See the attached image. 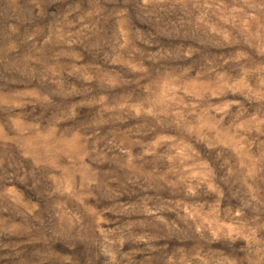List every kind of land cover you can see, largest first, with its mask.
I'll return each instance as SVG.
<instances>
[{
  "label": "rangeland",
  "instance_id": "374dc122",
  "mask_svg": "<svg viewBox=\"0 0 264 264\" xmlns=\"http://www.w3.org/2000/svg\"><path fill=\"white\" fill-rule=\"evenodd\" d=\"M138 15L125 0H43L39 9L33 0H0V126L5 137L0 139V153L37 173L28 184L15 179L11 170L0 179V225L13 229L0 234V264H42L34 250L45 245L48 225L55 221L59 226L62 218L76 225L111 221L110 227H126L142 224L148 218L145 209L182 204L193 211L201 205L205 212L215 208L219 221L227 223L225 217L247 204L251 192L264 197V100L245 98L247 89H261L264 74L253 69L264 65V57L243 42L217 46L213 41L189 60L182 48L161 47L168 39L155 32L149 49L132 27L147 30ZM13 21L16 32L8 27ZM84 25L89 27L81 32ZM208 51L215 53V72L197 59ZM237 51L246 52V59L230 58ZM149 52L172 57L153 62L146 59ZM45 72L49 79L41 80ZM217 73H223L227 84L221 95L212 94L218 87ZM167 77H179L192 94L178 93L182 103H161L168 114L159 124L153 117H135L132 109L162 97ZM43 96L49 100L43 101ZM232 100L239 104L222 118L215 109ZM10 112L19 115L22 135L10 127ZM25 149L32 155L22 156ZM128 152L143 186H125ZM169 156L177 159L170 161ZM203 163L211 169L212 186L205 185L200 196L184 199L165 183ZM93 174L102 187L82 188L84 177ZM153 183L159 187H150ZM58 186L76 194L61 195ZM123 208L135 211L125 213ZM186 214L164 213L170 224L184 230V241L167 229H150L155 236L151 245L125 243L118 257L121 264H169L170 257H190L194 246L186 241L193 221L185 223ZM255 223L264 224V216ZM140 231L131 228L133 234ZM212 255L218 264L232 259L231 249L223 244ZM45 259L102 264L104 257L94 242L80 243L68 229Z\"/></svg>",
  "mask_w": 264,
  "mask_h": 264
},
{
  "label": "clouds",
  "instance_id": "9594fccd",
  "mask_svg": "<svg viewBox=\"0 0 264 264\" xmlns=\"http://www.w3.org/2000/svg\"><path fill=\"white\" fill-rule=\"evenodd\" d=\"M43 0H33L36 8L41 7ZM125 4L131 7L133 15L137 12V19L140 24H144L147 30L133 24L137 39L149 49L153 47L155 42L152 35L153 32L157 36H163L168 39L166 45L161 47L166 48H182V55L189 60L206 45L208 42H215L217 46L238 44L243 42L249 48L254 49L258 57H264V0H125ZM128 8L124 9V16H128ZM8 27L12 32L17 31L16 23L10 22ZM89 25H84L81 29L88 28ZM127 35V33H125ZM33 39L34 37H29ZM219 38V39H218ZM121 48L124 45H120ZM102 54L107 57L108 53L100 48ZM215 53L208 51L203 53L197 59L202 60L210 66V70L216 71V62L213 60ZM172 54L167 53L162 56L157 52H149L146 59L157 62L160 58H171ZM246 52L237 51L234 57L238 61L245 60ZM112 62H116L115 60ZM194 62V61H193ZM228 61H225L227 63ZM147 71V68L142 69ZM253 71L264 74V65L254 68ZM247 73V70H245ZM199 75V74H197ZM219 80L217 81V90L213 95H221V90H227V84L224 82L223 73H217ZM49 74L42 73L41 80H48ZM247 88V85H245ZM239 91V89H236ZM188 91L186 86L180 82L179 77H167L163 84V95L156 102L136 107L132 109L135 117H153L157 124L161 122V117L168 114V107H159L161 103H166L168 100L182 103L178 97V93ZM248 95L246 99L255 98L264 100V76L261 77V89L254 91L247 89ZM43 101H48V96L41 98ZM233 104H239V101H227L224 104L217 106V112L223 115H228V109ZM13 107H20L19 103H14ZM112 111V110H108ZM10 127L21 135L25 131L21 127L20 117L15 112H10L8 115ZM264 123V121H260ZM260 129L257 127L256 131ZM192 131V129H189ZM3 126H0V139H4ZM209 147L213 145L209 143ZM186 148L188 146H185ZM190 150V149H189ZM151 153H146L150 155ZM22 156L32 155L27 149L21 152ZM184 159L188 157L183 152L179 154ZM128 162L123 165L128 169L125 173L127 184L137 185L142 184L143 177L137 174L135 167L132 165L131 153H127ZM219 158V157H218ZM168 159L173 161L177 157L169 156ZM103 157H98L99 162H103ZM183 159L181 160V164ZM227 165V161H224ZM11 170L12 176L19 182L28 184L36 179L37 173L35 169L29 171L26 167H22L17 161L0 153V179L6 178ZM179 178L172 181H165L166 184L174 191L182 194L184 199H192L202 194V189L205 185L212 186L211 169L207 163L185 168L183 172L178 173ZM229 177H225L228 180ZM245 183L247 181L245 180ZM101 188L95 175L91 177L85 176L81 187L91 189L93 186ZM150 187H159L158 184H150ZM217 192L218 196H223L224 193L216 188H212ZM9 192H14V189H7ZM57 192L63 195L68 192L75 195V191L71 188H63L58 186ZM102 194V193H101ZM203 194H206L203 193ZM19 201H14L18 204ZM125 213L135 211V209L123 208ZM176 211L177 216L180 211L187 213L182 219L187 223L193 221L188 227L189 235L187 244L193 245V254L189 257L187 254H182L178 259L169 258V264H218L216 258L212 255L217 250V246L223 244L232 251V259L230 264H264V224H256L255 220H259L264 216V197L260 196L258 191H253L247 204L241 208H237L234 214H229L225 217L227 223L219 221L218 211L213 208L209 212H205L203 206L199 210H191L190 205L176 204L174 206L157 205L153 209H145L148 217L140 225H127L126 227H110L111 221H106L103 225L94 222H85L79 225L69 223L63 220L62 224L57 225L53 221L48 227L51 229L48 233V238L42 248L34 250V255L42 264H56L55 261L46 260L47 254L52 250L53 243L62 238L64 233L71 229V235L78 239V242L83 244L95 243L96 250L104 257L102 264H121L120 249L124 244L131 241L136 244L151 245V241L155 236L150 234V229H167L169 233L179 234L178 240L184 241V230L175 228L169 223L164 213ZM255 218L253 220L252 218ZM78 219V218H73ZM139 227L142 231L133 234L132 227ZM13 229L6 228L0 225V234L10 232ZM86 233L81 238V233ZM100 236H97V233Z\"/></svg>",
  "mask_w": 264,
  "mask_h": 264
}]
</instances>
